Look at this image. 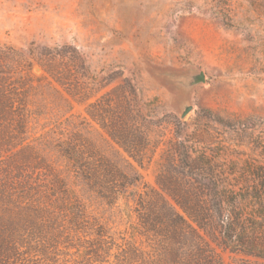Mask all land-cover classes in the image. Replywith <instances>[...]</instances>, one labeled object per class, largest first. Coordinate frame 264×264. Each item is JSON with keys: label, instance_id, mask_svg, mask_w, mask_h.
<instances>
[{"label": "rangeland", "instance_id": "rangeland-1", "mask_svg": "<svg viewBox=\"0 0 264 264\" xmlns=\"http://www.w3.org/2000/svg\"><path fill=\"white\" fill-rule=\"evenodd\" d=\"M0 45L23 52L38 85L24 137L44 140L40 154L64 169L90 216L117 241L142 242L132 197L113 207L89 197L50 148L54 139L83 130L96 151L118 150L141 185L153 188L178 141L191 158L204 153L234 161L231 172H240L244 159L264 163V0H0ZM189 69L202 70L205 80L186 94L192 108L181 118L182 92L166 74ZM95 101L113 121L123 107L133 110L134 127L146 134L141 165L89 116ZM182 162L181 153L169 170ZM183 168L195 176V169ZM218 251L223 264L242 257Z\"/></svg>", "mask_w": 264, "mask_h": 264}, {"label": "trees", "instance_id": "trees-1", "mask_svg": "<svg viewBox=\"0 0 264 264\" xmlns=\"http://www.w3.org/2000/svg\"><path fill=\"white\" fill-rule=\"evenodd\" d=\"M31 68L22 51L0 45V264H223L219 249L241 254L237 264H264L262 161L244 159L241 171L231 172L227 167L234 161L204 153L191 158L178 141L169 146L168 168L159 170L153 188L141 185L138 171L118 150L96 151L83 130L54 139L50 148L89 197L110 207L132 197L142 242L107 234L69 187L64 169L40 154L44 140L24 137L38 91ZM98 102L89 104V116L141 165L146 134L134 127L133 110L123 107L113 121ZM241 126L248 128L244 120ZM181 153L182 166L195 169L194 177L183 167L169 170Z\"/></svg>", "mask_w": 264, "mask_h": 264}, {"label": "water", "instance_id": "water-1", "mask_svg": "<svg viewBox=\"0 0 264 264\" xmlns=\"http://www.w3.org/2000/svg\"><path fill=\"white\" fill-rule=\"evenodd\" d=\"M167 80L179 88L182 92V97L179 102L180 117L183 118L186 113L191 110L192 105L186 98V94L197 84L204 82L205 75L202 70L189 69L181 72L166 74Z\"/></svg>", "mask_w": 264, "mask_h": 264}]
</instances>
